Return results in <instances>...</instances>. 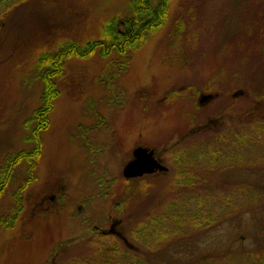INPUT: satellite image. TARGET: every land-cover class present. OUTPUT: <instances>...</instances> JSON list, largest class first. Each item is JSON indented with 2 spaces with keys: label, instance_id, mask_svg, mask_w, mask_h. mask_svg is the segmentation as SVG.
I'll list each match as a JSON object with an SVG mask.
<instances>
[{
  "label": "rangeland",
  "instance_id": "rangeland-1",
  "mask_svg": "<svg viewBox=\"0 0 264 264\" xmlns=\"http://www.w3.org/2000/svg\"><path fill=\"white\" fill-rule=\"evenodd\" d=\"M129 2L18 0L0 12V173L7 156L33 148L24 123L40 106L38 58L101 39L105 21L129 15ZM57 84L37 181L15 227L0 225V264L104 263L114 244L126 254L120 264H264V0H173L166 26L130 62L98 50L69 60ZM206 95L214 98L200 106ZM178 142L160 154L169 172L157 187H140L118 216L133 150ZM27 178L24 162L0 197V217ZM170 207L184 221L171 238L138 234ZM211 211L216 222L203 224ZM112 219L118 239L57 254L95 227L109 231Z\"/></svg>",
  "mask_w": 264,
  "mask_h": 264
},
{
  "label": "trees",
  "instance_id": "trees-1",
  "mask_svg": "<svg viewBox=\"0 0 264 264\" xmlns=\"http://www.w3.org/2000/svg\"><path fill=\"white\" fill-rule=\"evenodd\" d=\"M16 1L18 0H0V12L11 8ZM172 1L173 0H130L128 7L129 15L125 18L117 16L105 21L102 26L101 39L89 41L84 45H80L76 41H73L63 46L55 54L44 53L38 58L37 70L43 85L40 106L34 111L32 117L24 123L25 128L30 131V136L27 138V141L33 144V148L31 151H22L14 155L7 156L6 165L0 173L1 197L10 182L14 179V172L16 168L24 162L28 164V178L14 193V209L12 210V213L6 217H0V225H2L5 229L11 230L15 227L24 209V193L31 184L37 181V163L41 158L44 146L42 134L50 129L51 114L54 112L56 101L61 95L58 89L57 80L64 78L68 61L71 59H90L98 50H100V54L103 58H108L113 53H116L125 62H130L134 52L141 49L152 38V36L159 33L166 26L169 20ZM178 27L181 29L180 26ZM256 112L257 109H254V113ZM32 125H34L33 128L31 127ZM181 142L170 145L160 152L156 149L158 156H161L160 154L166 152L167 150L173 151ZM172 158L174 160L179 159L178 156H173ZM182 173L189 175L186 171H183ZM145 180L146 179L144 178L123 180L126 192L122 196L121 201L118 202L115 207L118 216H122L124 211H126L127 204H131L134 201L137 193L142 190L140 187L143 185H154V187H157V183L160 181L154 180L149 183L142 184ZM177 182L178 181H176V183ZM178 183L181 185H193L195 181L190 178L182 179V181ZM171 209H173V207L168 208L167 212L161 216L162 219H153L151 221L150 224L154 223L155 226H143L139 230L138 234L144 233L145 236L147 235V241L154 242L164 241L171 238L172 234L170 233L178 230L177 224L182 225L184 223V221L176 219L173 214V210L170 211ZM210 213H212V211ZM170 218H172V220ZM173 218L175 219V222L173 221ZM216 220V215H213L212 213L209 215V220L205 219L203 224L208 223L212 225L216 222ZM165 222H169L171 224L167 226ZM98 236L109 235H104L97 228H93L88 233H85L84 235H81L60 246L57 250V254H60L61 250L64 248L79 247L87 242L92 243L93 239ZM112 237L118 239L117 236L113 235ZM103 248L107 249L108 247L103 246ZM99 252L102 253L103 251ZM107 252L110 254L112 252V255L115 257L119 256V259L117 260L111 255L108 256L106 262L101 263L100 260L97 259L94 264H120L119 260H122V257H126V254L119 249L117 244H114L113 249L107 250ZM80 262L82 261L80 260ZM134 264L141 263L135 262Z\"/></svg>",
  "mask_w": 264,
  "mask_h": 264
},
{
  "label": "water",
  "instance_id": "water-1",
  "mask_svg": "<svg viewBox=\"0 0 264 264\" xmlns=\"http://www.w3.org/2000/svg\"><path fill=\"white\" fill-rule=\"evenodd\" d=\"M214 97L212 95L203 96L200 99V105H204ZM157 150L149 149L144 146H138L133 150L132 160L124 167L123 177L126 180L140 179L148 175L157 173L166 174L169 169L156 158ZM120 222V221H119ZM121 223V222H120ZM114 227L109 231H103L104 235L121 236L119 232H113Z\"/></svg>",
  "mask_w": 264,
  "mask_h": 264
},
{
  "label": "flooded vegetation",
  "instance_id": "flooded-vegetation-1",
  "mask_svg": "<svg viewBox=\"0 0 264 264\" xmlns=\"http://www.w3.org/2000/svg\"><path fill=\"white\" fill-rule=\"evenodd\" d=\"M156 158L159 159V160H161V158H160V156H158V154H156ZM160 174L161 173H157V174H154V175H148V176H145L143 178L144 179H152V180H155L157 178H160V177H158ZM120 225H121V223L119 221L117 222V221H115V220L112 219V225H111L110 229H112V227H114L113 232L114 233H117V232H119L118 228H119Z\"/></svg>",
  "mask_w": 264,
  "mask_h": 264
}]
</instances>
